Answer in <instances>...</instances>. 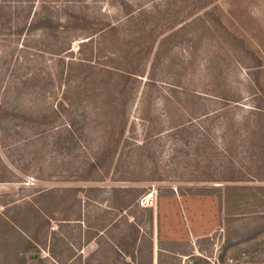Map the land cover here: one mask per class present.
I'll return each mask as SVG.
<instances>
[{
	"label": "rangeland",
	"instance_id": "rangeland-1",
	"mask_svg": "<svg viewBox=\"0 0 264 264\" xmlns=\"http://www.w3.org/2000/svg\"><path fill=\"white\" fill-rule=\"evenodd\" d=\"M32 1L4 10L16 12L15 25L42 13L50 30L0 38V103L33 114L0 129V264H21L27 242L38 252L25 264H150L152 242L173 247L174 264H264V200L252 196L264 187V118L253 112H264L254 85L264 90V0L217 1L222 26L186 27L154 63V81L151 57L118 99L117 88H98L101 99L86 92L106 80L102 67L129 69V16L163 0H125L129 16L115 0L74 8L113 31L93 37L82 56L92 50L94 69L73 66V77L68 68L89 39L69 46V0H46L45 9ZM83 75L88 85L77 86ZM121 125L115 149L109 139ZM105 148L115 154L101 161Z\"/></svg>",
	"mask_w": 264,
	"mask_h": 264
},
{
	"label": "trees",
	"instance_id": "trees-1",
	"mask_svg": "<svg viewBox=\"0 0 264 264\" xmlns=\"http://www.w3.org/2000/svg\"><path fill=\"white\" fill-rule=\"evenodd\" d=\"M85 0H69L68 3L70 5L69 12H67L66 17V27H68V35L67 41L69 43V46L71 43L79 38L89 39L86 43H81L78 46L77 52L79 53V58L76 61V64H73V61H71L70 68H68V75L69 77H73L77 74L73 72L72 67L77 66L79 68H83L86 70L87 67L89 69H94V66L91 64L92 60V40L94 36H103L105 32L107 31H113V27L110 25V22L106 23V27H96L94 25H91L90 19L87 18L83 13H81L79 10H74V8H78L77 6L82 5ZM117 5L122 9V11L127 14L128 16L131 14V6L125 1V0H115ZM219 0H163L162 6H158V4L154 5L150 11H145L144 9H138L139 14L136 17H131L133 15L129 16V21H133L134 28H135V39L134 43L137 47V51L132 55L134 58V63L131 64L129 62L127 67L129 69H124L125 71H120L121 73H117V69H114L113 67H102L101 69L97 70L100 73L104 74L105 76H102L101 78L106 79L104 82H101L95 86L96 88L91 90L90 93L86 92L87 95H94L98 96L100 99L107 97L102 96L100 91H98V88H102L104 90L110 91L112 88L115 90L117 88V91L114 92L117 94L115 99L122 98L125 92V85L127 81L131 80V78L135 79L133 76L143 77L145 75L144 71H140V67L142 65V61L147 62L149 58L152 57L150 68L152 69V74L150 73V76L148 74V82L152 83L154 81V63L160 62L163 59V53L165 54L167 51L163 52L165 49V46L167 45L169 48L174 47L172 44H176V40L179 38V34L188 26L193 25L194 23H200L203 28L207 29L210 25H216V26H222L221 19L223 17V13L217 9L213 5ZM38 2L41 3L42 8L45 9V6L49 3L46 0H38ZM19 4L23 5L26 8H32V5L34 4L32 0H25V1H17V0H0V38H19L22 35H25L33 31L34 28H41V30L45 33L48 30H50V27H48L49 20L47 17H44V14L37 13L36 15L33 13H25L23 20L19 25H15V22L17 21L16 12L12 13L10 16L5 12V6L7 4ZM213 7V8H212ZM36 16V18H35ZM14 18V19H12ZM135 20V21H134ZM13 22V23H12ZM171 44V45H170ZM88 47H91V57L90 58H84L82 54L84 53V50ZM94 51V50H93ZM260 62L257 63L259 65ZM84 71V70H83ZM151 72V71H150ZM113 75L116 77L115 79H119L118 86L112 85L111 87H107L109 84L110 79H112ZM94 77V76H93ZM92 77V78H93ZM96 78H99V76H96ZM83 79L80 80L76 85L77 86H87L88 83H85L87 76L83 75ZM30 81V79H27ZM27 80L25 82H27ZM121 81V82H120ZM254 85L256 87V92L261 95V99L264 101V90L261 87L260 81L258 78L254 80ZM112 92V91H111ZM75 94H80V92H77ZM86 95V98H87ZM85 98V99H86ZM107 100V99H104ZM74 105V102H69V106ZM124 107V106H123ZM123 109V108H122ZM117 110L114 109L111 111V116L113 118L119 117L122 120V117L124 116V110ZM262 109L258 108L257 110L253 111L255 112V115L261 116L264 118V112L262 113ZM33 114L30 112H23V113H17L15 112V109L12 110V112L8 113L5 107L2 103H0V129L1 125L8 121L12 122H18L19 125H28L29 120L31 119V116ZM27 122V123H25ZM73 128V127H72ZM71 129V128H70ZM119 132H117L116 135H112L109 139V141L113 144L116 149V146H118V143L120 141V138L124 134V128L122 125L119 127ZM261 139L262 143L264 144V130L261 133ZM114 148V147H113ZM260 148L262 146L260 145ZM100 156L101 161L107 157L111 159V157L115 153H107V148L103 150V153ZM263 160H264V153H262ZM99 164V159H96L93 162V165L91 167L94 169V167ZM260 177L263 178L264 182V169H262L261 174H259ZM257 176V175H256ZM231 189V188H230ZM227 190V189H226ZM226 193V192H225ZM257 193V194H256ZM256 193H252V196L255 198V200H258L259 202H263L264 200V187H260L257 189ZM234 196L233 198H235ZM225 198V196H224ZM226 199V198H225ZM228 200V199H227ZM120 209L124 210L123 203H119ZM227 207V203H226ZM126 208V207H125ZM227 212V209H226ZM263 212V211H261ZM228 214L231 213V211L227 212ZM9 226H13V223H9ZM36 245L32 244V242H27L25 248L21 252V264H25V255L31 254V253H37ZM173 247H168V249L165 251L161 248L160 250L164 251L167 256H163L162 253L158 255V264H162V258L164 257L167 264H174V249Z\"/></svg>",
	"mask_w": 264,
	"mask_h": 264
},
{
	"label": "crops",
	"instance_id": "crops-1",
	"mask_svg": "<svg viewBox=\"0 0 264 264\" xmlns=\"http://www.w3.org/2000/svg\"><path fill=\"white\" fill-rule=\"evenodd\" d=\"M150 245H151V247H150V250H149V252H150V255H152L151 256V261H150V264H158V255L160 254V253H162V255L164 256V255H166V253L164 252V251H162V250H160V247L159 246H154L153 245V242L152 243H150ZM129 256L128 257H130L131 255L130 254H128Z\"/></svg>",
	"mask_w": 264,
	"mask_h": 264
}]
</instances>
